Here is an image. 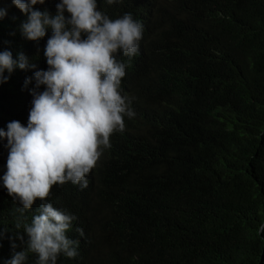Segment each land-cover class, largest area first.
Returning <instances> with one entry per match:
<instances>
[{
  "label": "trees",
  "instance_id": "trees-1",
  "mask_svg": "<svg viewBox=\"0 0 264 264\" xmlns=\"http://www.w3.org/2000/svg\"><path fill=\"white\" fill-rule=\"evenodd\" d=\"M58 2L34 10L55 15ZM98 3L112 19L131 13L143 25L138 53L118 57L135 116L110 137L87 187L53 186L48 202L75 217L66 234L79 241L78 254L61 253L57 264H264V0ZM0 8V51L36 65L5 72L7 131L13 120L27 125L35 80H25L48 69L52 30L29 40L21 28L28 14L12 0ZM6 145L0 138V178ZM38 204L21 216L0 179V264L26 249L23 222ZM36 261L29 253L26 264Z\"/></svg>",
  "mask_w": 264,
  "mask_h": 264
},
{
  "label": "clouds",
  "instance_id": "clouds-1",
  "mask_svg": "<svg viewBox=\"0 0 264 264\" xmlns=\"http://www.w3.org/2000/svg\"><path fill=\"white\" fill-rule=\"evenodd\" d=\"M45 2L12 0L28 14L21 25L27 39L44 37L48 28L52 34L44 49L48 69L25 80V86L35 80L27 125L13 120L7 131L0 128L9 149L7 170L0 179L20 205L16 211L23 216L39 201L31 222H23L26 249L14 252L5 264H26L29 253L37 255L36 264H57L61 253L69 258L78 254L79 241L66 234L75 217L48 202L51 190L68 182L87 187L88 175L111 147L110 137L125 129V116H135L131 100L122 94L127 66L118 57L138 53L143 25L131 13L110 18L99 9L98 0H59L55 15L34 10ZM116 2L122 0H106L109 5ZM5 15L0 8V20ZM17 67L27 70L36 65L22 52L14 58L11 51H0V84ZM41 85L45 89L38 91ZM21 223L18 218L15 227L20 229ZM78 231L82 236L83 230ZM23 234L17 233L21 241Z\"/></svg>",
  "mask_w": 264,
  "mask_h": 264
}]
</instances>
